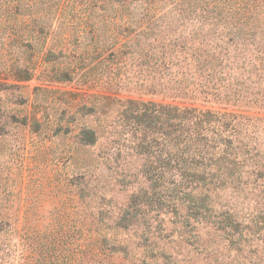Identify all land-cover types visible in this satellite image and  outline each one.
<instances>
[{
	"label": "rangeland",
	"instance_id": "obj_1",
	"mask_svg": "<svg viewBox=\"0 0 264 264\" xmlns=\"http://www.w3.org/2000/svg\"><path fill=\"white\" fill-rule=\"evenodd\" d=\"M37 1H57L60 8L68 2ZM72 1L77 9L93 4ZM168 1L174 2L162 13L178 0ZM33 2L0 0V19L8 14L7 4L17 17H27ZM180 20L174 22L178 34ZM233 26L216 32L228 33ZM38 47L22 54L15 40L0 45V67L16 69L39 53L38 59L60 67L76 59L78 70L64 82L54 79L58 65L52 72L38 64L28 81L0 73V264H264V168L241 159H156L162 149L171 150L170 143L139 145L133 139L136 127L117 100L261 119L263 110L172 98L171 84H151L135 74L124 76L116 88L93 89V56L80 57L74 48L49 54ZM158 128L151 124L150 137ZM224 165L232 170L221 169ZM187 174L236 178L249 187L201 194L176 189L173 183Z\"/></svg>",
	"mask_w": 264,
	"mask_h": 264
},
{
	"label": "trees",
	"instance_id": "obj_2",
	"mask_svg": "<svg viewBox=\"0 0 264 264\" xmlns=\"http://www.w3.org/2000/svg\"><path fill=\"white\" fill-rule=\"evenodd\" d=\"M51 2L43 5L34 0L27 7V17H17L7 4L8 14L1 17L0 29L10 31L0 32V45L15 40L24 48L22 54L39 46L47 47L49 54L74 48L80 57L93 56V89L102 84L116 88L124 76L135 74L150 79L151 84L157 80L171 84L167 90L174 93L172 98L192 103L213 101L232 110L264 111V16L258 9L260 0H178L164 13L161 9L174 1L93 0L81 9L71 0L61 8L57 1ZM78 12L88 15L79 17L75 15ZM90 12L93 17H89ZM188 17L196 22L188 21ZM177 20L181 21L179 34L174 29ZM229 26L233 27L228 33L216 32ZM33 57L24 58L16 69L0 67V73L16 81H28L38 64L50 67L52 72L60 64H50L46 57L38 59L39 53ZM76 66V59L58 65L54 79L70 81L76 75ZM117 101L136 127L133 139L139 145L170 143L171 150L162 149L156 159H219L222 163L241 159L264 168V163L255 160L264 159V143L260 142L264 119L132 98ZM155 123L160 128L150 137L148 131ZM97 141L93 130V145ZM224 166L221 169L232 170ZM187 175L173 186L192 194L249 187V183L236 178ZM159 181L162 183V179Z\"/></svg>",
	"mask_w": 264,
	"mask_h": 264
}]
</instances>
